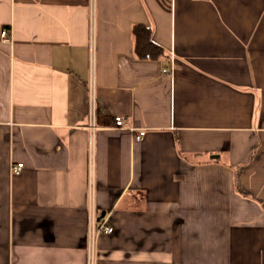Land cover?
Instances as JSON below:
<instances>
[{
    "label": "crops",
    "instance_id": "crops-1",
    "mask_svg": "<svg viewBox=\"0 0 264 264\" xmlns=\"http://www.w3.org/2000/svg\"><path fill=\"white\" fill-rule=\"evenodd\" d=\"M138 24L164 56L135 53ZM92 244L93 264H264V0H0V264Z\"/></svg>",
    "mask_w": 264,
    "mask_h": 264
},
{
    "label": "built area",
    "instance_id": "built-area-1",
    "mask_svg": "<svg viewBox=\"0 0 264 264\" xmlns=\"http://www.w3.org/2000/svg\"><path fill=\"white\" fill-rule=\"evenodd\" d=\"M92 17H91V47H92V51H91V56H90V60H91V76H90V80L88 83V89H89V95H90V100L91 103L94 102V98L96 95V73H95V16H94V8L92 7ZM2 39L6 42H10L11 41V36L9 31H7L6 29L2 31ZM116 127L117 128H124L125 127V120L122 117H117L116 118ZM145 135V131H140L138 134L135 135V139L140 140L142 139V137H144ZM24 164L23 163H18L17 165H14L12 167V171L15 174H19L21 173L22 169H23ZM94 231H95V220L92 223V234L94 236ZM99 231L100 232H104V233H112L113 232V228L112 227H108V226H104L101 225L99 227ZM93 257H94V248H93V244L90 247V251H89V264H93Z\"/></svg>",
    "mask_w": 264,
    "mask_h": 264
},
{
    "label": "trees",
    "instance_id": "trees-1",
    "mask_svg": "<svg viewBox=\"0 0 264 264\" xmlns=\"http://www.w3.org/2000/svg\"><path fill=\"white\" fill-rule=\"evenodd\" d=\"M135 53L141 58L159 59L165 55L162 46L153 40L151 28L145 25H135L133 27Z\"/></svg>",
    "mask_w": 264,
    "mask_h": 264
},
{
    "label": "water",
    "instance_id": "water-1",
    "mask_svg": "<svg viewBox=\"0 0 264 264\" xmlns=\"http://www.w3.org/2000/svg\"><path fill=\"white\" fill-rule=\"evenodd\" d=\"M104 217V215L102 216V218Z\"/></svg>",
    "mask_w": 264,
    "mask_h": 264
}]
</instances>
